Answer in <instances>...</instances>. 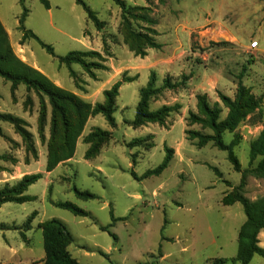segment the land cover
Here are the masks:
<instances>
[{
	"label": "rangeland",
	"instance_id": "374dc122",
	"mask_svg": "<svg viewBox=\"0 0 264 264\" xmlns=\"http://www.w3.org/2000/svg\"><path fill=\"white\" fill-rule=\"evenodd\" d=\"M48 1L50 8L42 0H0V19L16 55L93 105L106 104V92L116 82L122 84L114 121L103 113L91 116L74 156L47 171L49 99L0 76V190L24 175L42 174L25 192L32 200L0 204V224L10 227L2 240L16 244L25 233L24 242L35 255L45 254L39 225L59 218L74 235L71 251L84 264L156 263L164 251L180 264H212L215 258L239 264L238 233L246 215L241 203L225 205L222 198L240 184L242 173L212 141L198 145L188 129L211 130L190 125L188 117L199 113L198 95L205 94L219 103L225 118L228 108L220 94L234 98L242 76L262 104L238 126L242 138L234 152L242 169L257 164L251 163L250 143L264 127V0H125L131 7L149 8V16L157 20L152 26L157 34L151 35L161 46L146 49L145 55L126 42L122 10L114 0ZM83 3L101 26L89 18ZM131 23L136 33H146V22L133 18ZM71 52L77 59L63 58ZM152 78L153 88L160 91L150 98L149 110L179 108L162 122L136 125L141 89ZM166 80L171 85L185 82L167 87ZM232 138L233 133H225L227 143ZM167 147L174 150L169 166L144 177L161 164ZM75 187L96 197H79ZM245 195L263 196L264 178L249 175ZM58 201H70L89 215L77 216L57 206ZM111 210L118 220L109 229L117 239L100 228L113 221ZM259 238L264 245V230ZM250 264H264V257L256 254Z\"/></svg>",
	"mask_w": 264,
	"mask_h": 264
},
{
	"label": "trees",
	"instance_id": "16d2710c",
	"mask_svg": "<svg viewBox=\"0 0 264 264\" xmlns=\"http://www.w3.org/2000/svg\"><path fill=\"white\" fill-rule=\"evenodd\" d=\"M122 10V31L126 42L130 48L137 54L145 55L148 48H159L161 44L156 40L157 31L152 27L157 23L154 17L149 16L150 11L147 7H137L127 5L125 0H114ZM42 2L50 8L48 0ZM88 12L89 18L96 25H102V22L93 12L83 3ZM135 10L140 12L135 13ZM142 11V12H141ZM26 10L20 18V24L23 25L26 16ZM133 18L140 19L147 23L146 33H136L132 27L131 20ZM31 32V31H29ZM154 34V35H151ZM31 34L39 40L43 48L48 52L53 53L52 45L42 41L37 35ZM98 54L96 52H90ZM75 52H71L64 59H77ZM0 76L10 80L14 85L19 83L26 84L29 88L36 90L41 97L47 96L52 107L51 119V137L48 143L47 156V171H53L60 163L71 159L76 150L77 141L81 136L88 119L97 114H105L110 121H114L112 114L115 111V102L118 95L119 87L122 81L116 82L112 89L106 92L108 102L106 104L97 103L93 105L77 94L66 90L56 85L50 78L43 74L38 69L20 59L13 50L10 43L9 34L0 19ZM153 78L148 85L141 89V99L137 107L136 118L133 121L136 125H142L146 122L164 121V119L179 105L174 106L164 105L157 111L149 110V100L160 91L153 88ZM185 81H180L175 85H171L166 80L165 86L173 87L184 84ZM220 97L228 108V113L225 118H221L222 108L219 103H211L205 94L198 95L199 113L190 112L188 121L189 124H201L211 130V133H202L188 129L187 133L192 137L198 138V145L203 146L212 141L220 150L228 152V158L237 172H241V182L231 191L227 192L222 198L225 205H233L237 202L241 203L246 215V220L241 225L238 233V250L235 260L239 264H250L254 255L259 254L264 257V247L260 244L259 234L264 230V195L256 199H250L245 195V187L247 177L252 175L256 178H264V127L259 135L250 143V160L257 164L250 166L247 169H242V166L235 155L234 149L241 141V134L237 131L238 126L247 119L251 114H254L262 104V98L256 97L251 88L243 82L242 76L239 77L237 93L234 98L224 94ZM10 119H13L8 115ZM226 132L233 133L232 140L227 143L224 139ZM173 148L167 147V152L164 160L154 169H149L145 172L144 177L161 174L170 164L173 157ZM217 173L220 175L221 172ZM42 177L41 173L27 174L22 179L12 186L6 184L0 190V204L5 202H26L32 200L33 197L25 194L29 186L37 182ZM75 191L79 197L85 199H93L96 197L91 192L80 191L75 187ZM57 206L71 211L77 216H88L89 213L70 201H58ZM112 214V222L108 225L101 226L104 231H109L115 239L117 236L110 231L115 222L118 220ZM30 220V219H29ZM27 222V228H30V222ZM44 238V264H83L75 258L69 250L70 245L74 242L68 225L59 218H51L40 223ZM10 229L5 224H0V230ZM24 241H27L25 233H22ZM161 252V245H159ZM100 254L109 259V254L100 251ZM226 258H215L212 264H226ZM138 264H148V262H140Z\"/></svg>",
	"mask_w": 264,
	"mask_h": 264
},
{
	"label": "crops",
	"instance_id": "0c3cea01",
	"mask_svg": "<svg viewBox=\"0 0 264 264\" xmlns=\"http://www.w3.org/2000/svg\"><path fill=\"white\" fill-rule=\"evenodd\" d=\"M41 221L42 220L39 222ZM7 231L9 230H0V264H44L45 254L43 253L36 256L31 246L24 241L16 242V244H10L7 240L3 241L2 236H4ZM260 244L264 247L261 243V239ZM69 250L75 258L83 263L80 258H78L77 254L71 251V247H69ZM82 256H84V254H82ZM91 256H94V252ZM148 264H180V262H178L177 259L173 260L172 254L164 251V256L160 258L158 262Z\"/></svg>",
	"mask_w": 264,
	"mask_h": 264
}]
</instances>
